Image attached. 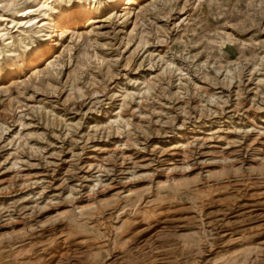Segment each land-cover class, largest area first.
Returning <instances> with one entry per match:
<instances>
[{
  "label": "rangeland",
  "instance_id": "1",
  "mask_svg": "<svg viewBox=\"0 0 264 264\" xmlns=\"http://www.w3.org/2000/svg\"><path fill=\"white\" fill-rule=\"evenodd\" d=\"M0 264H264V0H0Z\"/></svg>",
  "mask_w": 264,
  "mask_h": 264
},
{
  "label": "bare ground",
  "instance_id": "2",
  "mask_svg": "<svg viewBox=\"0 0 264 264\" xmlns=\"http://www.w3.org/2000/svg\"><path fill=\"white\" fill-rule=\"evenodd\" d=\"M128 5V3H125V6H127ZM59 23V22H58Z\"/></svg>",
  "mask_w": 264,
  "mask_h": 264
}]
</instances>
